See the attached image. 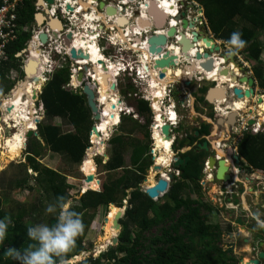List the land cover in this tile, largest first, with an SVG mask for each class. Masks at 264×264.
<instances>
[{"label": "trees", "instance_id": "16d2710c", "mask_svg": "<svg viewBox=\"0 0 264 264\" xmlns=\"http://www.w3.org/2000/svg\"><path fill=\"white\" fill-rule=\"evenodd\" d=\"M35 1L25 0L19 13V23H31L34 20ZM193 1L203 7L208 27L215 39L226 43L231 33H241V38L246 43L239 51L245 55L246 62H256L252 67L253 76L264 91V60L261 59L264 53V43L261 41L264 34V0ZM31 37L32 32H23L20 39L8 45V60L0 64V87L3 88V83L6 82L0 98L12 87L5 78V72L15 68L19 71L20 79L24 77L22 68H19L22 61L15 55L27 47ZM70 74L68 62L58 66L42 88L39 100L43 104L45 118L37 124V134L44 146L34 150L36 153L45 149L51 153H59L73 164L81 165L87 149L91 147L90 131L94 120L81 89H64L70 81ZM134 100L136 104L133 107L144 123L130 115L122 114L118 125L121 134L109 140L112 145L111 157L105 164L99 162L101 172L109 174L113 179L105 182L99 191H93L97 190L100 184L97 185L93 180L89 185L93 190L80 195L77 204L69 208L80 214L84 228L76 238L73 248L64 257L65 262L92 247V244L86 245L85 240L98 209L109 204L122 208L125 206L124 200L127 199V208L120 220L122 231L119 234V244L110 247L99 257L90 256L79 264H238L232 252L225 251L219 244L222 240V228L218 223H209V215L212 213L210 206L190 195L183 196L190 188L198 194L202 189L199 154L194 155L192 151L185 154L191 156V160L186 167H181L182 179L172 184L163 202L149 198L141 189L146 177L145 172L153 164L151 144H136L132 148L129 165L125 166V135L134 136L137 131L145 128L146 136L150 138L149 126L152 124L149 102L142 98ZM56 117L71 125L74 131L63 133L61 127L53 123ZM204 127L208 128L209 125ZM197 130L201 135L208 134L207 130ZM192 138L196 139L194 136ZM176 143L177 139L173 149L176 148ZM237 148L240 157L249 165L264 170L263 132L243 133ZM25 160V163L19 164L24 175L12 179L8 185L9 189L20 188L31 192L41 190V195H45L50 204H55L59 197L69 203L71 186L66 173L43 166L31 155L25 156ZM29 170L32 174L28 173ZM115 173L119 175L114 177ZM31 181H34L33 185L30 184ZM6 203L8 201L0 198V219L8 217L7 232L4 240L0 242V264H19L13 257L6 256L5 251L15 248L23 252L29 244L34 243L28 238L26 229L39 222L30 219L37 207H27L18 202L12 210H4L2 204ZM203 208L209 211V215L202 213ZM56 210L58 214L59 209ZM57 214L50 217L48 225L56 223ZM231 228V225H228L227 231L230 232Z\"/></svg>", "mask_w": 264, "mask_h": 264}, {"label": "rangeland", "instance_id": "374dc122", "mask_svg": "<svg viewBox=\"0 0 264 264\" xmlns=\"http://www.w3.org/2000/svg\"><path fill=\"white\" fill-rule=\"evenodd\" d=\"M139 1H140V3L146 2L144 0H139ZM188 3H194V1L191 0ZM196 5H197V7H196V10H194V13L198 12V9L200 6L198 3H196ZM115 11H113L111 15H115V17H116L115 19L117 21V24H119L118 20H119V18H121V16L119 14H117L118 11L115 14L114 13ZM77 15L78 14H76V16ZM101 17H102V15L100 16V18ZM101 19H102V21H100L97 24L101 25L103 22H105V24L107 23L106 19H104V18H101ZM176 25H178V24L176 23L175 26ZM98 30H102L101 27H99ZM209 34H210V36L211 35L213 36L211 31H209ZM138 35H139V33H138ZM135 37H137V36H135ZM261 41L264 43V34L261 37ZM114 42L116 45H118V43L115 40H114ZM102 45H104V47H106V43L104 44V42H102ZM219 45H221V47L225 48L226 53L230 52V50H229L230 46L228 44H226L225 42L221 41L219 43ZM121 47L123 48L124 51L120 52L119 49H117V51L114 50L113 52L110 53V54H112L111 56L108 55L107 53L103 54V52L100 49V54L106 60L107 66L117 65L116 62H114V60L110 59L112 57V58H115V59L118 58L119 60H121V61L117 62L118 67L119 68L124 67V69H125V70L123 69V71H121V70L115 71V74H114V77L112 80V84H114V83L116 84L115 87H116L117 91L116 90H113V91L115 92V94L117 92V94H118V95L116 94L117 97L119 96V97H121V99H125L124 102L127 104L128 107L135 106L136 101L133 100L134 98H141L142 97L145 100L150 101L152 103L153 110L156 113V109H157L156 105H154V102L151 99L150 94H149L150 92H149L148 87L150 86V84H148V81L142 80L140 75H138V73H137L138 69H140L142 66L141 62L143 61V57L140 56L132 48L129 49V48H124L123 46H121ZM146 47L149 49L150 43H149V46L147 44ZM161 48L162 47H160V51L162 50ZM143 51H144V49H143ZM30 53H31V50H30ZM30 53H29V58L31 57ZM236 53H239L238 61L246 64L248 67V71H249L250 75L253 76L254 74L252 71V67H253L254 63H256V62H251V61L246 62L245 55L242 52L238 51ZM54 54H56V53L54 52ZM54 54L53 53L51 54L52 58H54ZM106 55L108 58L105 57ZM143 55H144V53H143ZM138 58H139V61H138ZM76 59H77V61H82L84 64L76 66L75 68H74V65L71 64V68L73 70L76 69L77 73L79 71L84 70L82 72H84L85 75H87L86 77L89 79V82H91L93 80L95 81L92 84L94 88L93 87H91V88L93 90L97 91V93H98L99 81H98V78L96 76L94 77V73H92L94 71V70H92V64L91 63L86 64V61H84L85 59L84 60H81L80 58H76ZM261 59L264 60V53L262 54ZM26 60H27V55H23L21 57V61L24 62ZM63 60L59 58L58 61L56 62V65L58 64V66H62V64H64ZM137 61H138V65H140L139 68L136 67ZM220 66L221 65H218L217 69H220ZM132 68H135V70H132ZM149 68H151V65L148 66V70H149ZM152 68L154 69V67H152ZM85 70H86V72H85ZM176 70L181 71V69H176ZM188 70H189L188 72L191 71V69H188ZM87 71H90V72H87ZM155 71L157 73H159L162 70L160 68H155ZM192 76H193V74H192ZM11 77H12V75L9 73V78H10L9 81L12 82V89H11L12 92L9 93L11 91L10 90L4 96L5 99L6 98L8 99V98H10V96H13V93H14L16 88H19V87L23 88L24 87L25 79L23 78L22 80H18L17 70L13 76L14 81H12ZM90 77H92V79H90ZM85 80H86V82H84V84L87 83V81H88L86 78H85ZM173 82H175V81H173ZM173 82H171V83L173 84ZM72 83L76 86L82 85V82H79L77 80V76H74ZM171 83H169V84H171ZM212 85H213V83H205L204 82L203 86H201V88L198 89L197 83L193 82L190 85V87H188V89H185V88H182L181 84L177 81V83L173 84V86L171 87L169 97H167V98H165V100H163V103H164L163 109L166 110V107L167 108L171 107L172 104H174L176 107L175 109L178 112L179 120H178V124L176 125V127H177L176 131L173 132V135L176 136V138L178 140L177 141V148L182 146V139L184 138V135L183 134L180 135L179 131L184 130L186 132H191L192 128H193V126L191 124V119H190V111L188 109L189 105L187 104L185 107V106H183L184 104L182 105L181 101H185L186 99H188L187 97H189V95L193 91L194 95L196 96V97L195 96L193 97V100H197L195 102L197 103V107H198L199 111L202 110V108L200 107V104H201L202 106H205L208 108L209 112H207V115L213 116L211 113L213 111L212 106L207 105L205 103V99H202L203 95L205 94L206 89ZM95 87H97V90L95 89ZM121 89L127 90L128 94L129 95L131 94L133 97L126 95V94H125L126 96L122 97L121 92H120ZM167 92H168V89H167ZM167 92H166V94H167ZM263 93L264 92L262 91V89L256 84V94H263ZM187 94H189V95H187ZM119 97H118V99H119ZM124 97H128V98H124ZM236 100L237 99H235V98L234 99L230 98L227 102L231 103V101H236ZM3 101L0 102V126L3 127V139L0 142V147H1L0 148V158H1L0 159V165H1V167H0V198L3 201H8V203L2 204V209L12 210L13 208L16 207V204L18 202L24 203L25 206H27V207H31V206L35 205L37 207V209H36L35 213H33V217H31L30 219H35V220L39 221L38 223L48 224V220L50 219V217H53L55 214H57V210L55 213H47L45 211L46 207L50 204V202L45 199V195H41V190H35V191L31 192V191L20 189V188L13 190L11 188L9 189V187H8L9 183L12 182V179H15L17 177H21L24 175V171L21 168L22 166L19 164L26 162L25 156L29 154V155L34 156L41 164H43V166H47V167H50L53 169H57V170L62 171L63 173H66L67 174V181L71 186V191H70L71 200L69 201V208H70L71 206L77 204L82 189L85 190L88 187L84 183L86 175H84V173L81 170L82 163H81V165L73 164L66 157H63L62 155L51 154L46 150H43L40 154H36V150L41 149V142L38 141L34 135H32L31 137H28L29 131L25 135V142H24L23 150H22V153L20 154V156L13 159V160H8L6 157H3L2 153L4 152L5 139L12 136V134L15 132V129L13 127V126H15V121L11 120L9 124H7L5 122V119L7 117L6 115L9 113V110L6 111V110H3L1 108L3 106ZM36 102L37 101L35 100L33 118L35 120L41 121L45 118V115L39 108V102H37V103ZM124 102H122V103L124 104ZM246 102H247L246 108L243 111H237L236 110L237 112H239L238 115L240 114L239 116L241 118V121L249 120L250 118H255V119H257V121L263 122V123H260L261 126H259L262 130L264 128V113H262V112H264V111L260 112L259 108L257 107V104H256L257 101L255 98L250 99V100L247 99ZM122 103L120 105H122ZM195 106H196V104H195ZM250 109L253 110L251 113L249 112ZM126 113H127V111H123V114H126ZM196 113H197V111H196ZM191 114L194 115L195 114L194 111ZM209 116L206 117L203 115L205 120H207L206 118H210ZM134 117H136V116H134ZM59 120L60 119H56V121L53 120V123L54 124L59 123ZM140 122L144 123L143 120H140ZM34 123L36 124V121ZM64 124L65 123L62 122V129H64L65 131L72 130V128L70 126H66ZM114 126H116V125H114ZM35 128H36V126L34 125V127L30 128L29 130H35ZM149 128H151V127L149 126ZM226 128H227V126H226ZM141 129H143V128H141ZM204 131H206V129H204ZM209 131H210V128H208L206 132L209 133ZM34 132H36V131H34ZM116 133H118V134L120 133L118 125L116 127H111V129L109 130V136L103 142L104 143L103 155L97 154L93 158L95 166H96V173H94V177H96V178H94L93 180L95 182H97L98 184L100 183L98 186V189H97L98 191L102 189V186L105 182H107L109 179H113L111 176H109V174L101 172V169L99 168V162H102L103 164H105L110 159L111 152H112V145L109 143V140H110L109 138ZM151 134L152 133H150V138H148L146 136V130L144 128V130H140L139 133H136L133 136L132 141L133 142L137 141L139 143L141 142V144L142 143H149V144H151L152 149H153L154 141L152 140ZM240 136H241V134L237 133L234 138H231V140H229V134H227L226 129L225 128H219L218 129V126L216 125L214 132L212 133V135L208 136V139L210 140L211 144H213V146L215 143H216V146H218L219 144H221L222 146H229V145H237V141L240 138ZM223 140H228V141H223ZM90 143H91L92 147L95 146V144L92 143V138L90 140ZM136 144H138V143H136ZM136 144L133 143L130 146L125 145L126 146V148H125L126 152L124 155L125 166L129 165V157H130V154L132 152V148ZM32 149H36V150H32ZM183 150L185 151L186 149H183ZM88 151L89 150H87V152H86L85 159H86V157H88ZM174 152L176 154L177 151L174 150ZM207 153L208 152H205V156ZM175 154H174V156H175ZM105 155H107V156H105ZM154 156H155V154L152 155V157H154ZM172 160H173V158H172ZM154 164H155V160L153 159V166H154ZM169 167H171V165ZM240 167H241V165H240ZM150 171H151V173H150ZM162 171H165V170H162ZM156 172H158V171L151 169V168H150V170L147 169V172H145L146 177L148 178L149 175L152 174L154 176V181L156 183L157 180L159 179L158 176L155 177ZM28 173L31 174V171H28ZM118 175H119V173H115V175H113V176L117 177ZM241 178L247 179V176L241 175ZM251 178H254L255 180L263 181L262 178H264V174H262L261 171L257 170L255 175L251 176ZM30 184L33 185L34 181H31ZM172 184H173V182H170L168 192H169L170 188L172 187ZM147 185H148V181L143 182L142 190L144 192H145V189L147 188ZM208 186H213L212 190L209 192L206 191L205 186L202 188V191L199 194L195 193L193 188H190L186 193H183V196L185 197L186 195L187 196L190 195L193 199L198 198V199L203 200V201H211L212 202L211 204L213 206H216V208L218 207L220 209V212H218L216 215L214 213L209 215V213H208V215L210 216L209 223H213V224L218 223L221 226V228H222L221 246L224 248V250H226V247H228V248L232 247L233 248L232 249V255L234 256V258H236L238 260V264L240 262L241 257H244V260H245L244 262L247 264L248 260L250 258L249 253L251 252V248H250V246L247 247L245 245V243L243 242V238L244 237L251 238L253 234L246 232L247 228L245 226H242V222H241V224L235 223L236 218H242V215H245V214L242 213L241 215H238V213L241 211L239 208L237 211H234V210L229 211L227 209V208H230V204H229L228 199H227L228 196L224 194V192L226 190L224 187L225 185L219 186L216 183L214 185H211L210 183H208L206 185V187H208ZM257 186H258L259 191H257L256 197L251 195L253 193V191L249 192V196L253 197L255 202L252 201L250 204L246 202L248 204L249 209H250L249 214L252 215V220H253L252 221L253 224H251V228L253 229V231L257 232L256 235L263 228V227L259 226L258 221L264 222V202L261 201V196L264 195V194H262V192H264V189H263L264 181L260 185H257ZM90 190H93V189H90ZM97 190H94V191H97ZM232 190L233 189H231V191ZM239 191H240V189L238 190V192ZM260 191H262V192H260ZM213 195H215V197H213ZM222 195H224V196H222ZM234 197H235V195H232V198H234ZM158 200H161L163 202L165 200V197L162 196ZM158 200H156V201H158ZM125 203L126 202L124 201L123 204L125 205ZM233 204L236 205L237 203L235 201H233ZM113 205H115V204H113ZM110 206H111V204H109L108 206L101 207L97 211V214H96L97 216H95L93 224H92V229H94V230L89 231L88 236L86 238L87 241L85 240L86 245L89 246V244H92V247L91 248L89 247L80 256L75 257L74 259L65 262V264H79L80 262L84 261L85 259L89 258L90 256L97 258L101 254L102 250L107 251L109 249L108 245L110 243L112 244V241H109L106 243L104 242L105 248L102 249L101 246H103V244L101 243V237L105 233L103 230V226L106 222V217L108 218V215L110 212L109 211ZM245 206L247 207V205H245ZM258 206H263V207H262V209H258ZM124 207H122V208L118 207V209L123 210V212L125 213L126 210H124L125 209ZM254 209H256L259 212L257 215L254 214ZM203 213H207V211L203 210ZM230 213H233L234 215L233 214L229 215ZM228 222H230L231 227H232V229L230 231L231 236L228 235V233H227L228 231L226 229L228 227ZM262 232L264 235L263 230H262ZM118 236H119V230L116 229V237H118ZM244 251H246V252L243 253ZM244 262H243V264H244Z\"/></svg>", "mask_w": 264, "mask_h": 264}, {"label": "bare ground", "instance_id": "6f19581e", "mask_svg": "<svg viewBox=\"0 0 264 264\" xmlns=\"http://www.w3.org/2000/svg\"><path fill=\"white\" fill-rule=\"evenodd\" d=\"M88 3H85L83 0H80V3L82 4V8L84 9V7H89L91 6L90 4V0H87ZM146 1L145 3H140V5L142 4L143 6H141L140 8H142L143 12V20H148V22H150L151 20V14L146 15L145 16V12H148L149 10H151V8L153 7V10H151V13H154V17H156L157 20H159L161 22V24L163 25V23L166 22V18L168 16V14L172 15V14H178V6L176 5L178 3V0H144ZM175 2V3H174ZM174 3V5H172ZM115 11L112 10L111 13ZM165 11L167 13H165ZM116 14V11L114 12ZM113 13V14H114ZM199 15H202V13ZM119 17V16H118ZM87 20H92L94 18H90V17H86ZM102 20V19H101ZM120 23L121 24H117V26H124L127 23V19L126 18H119ZM118 20V21H119ZM146 21H139L140 25H146V23H148ZM58 23V22H57ZM56 23V25H57ZM86 24V22L84 23ZM175 26L176 22L173 23ZM55 28L61 30L60 28H58V26H56ZM87 28L79 31V32H75V40H74V46H72L70 49H74L77 50V52H79L80 50H82L85 54L84 58H80L81 60L86 61V64H92V70H94L92 73H94V77L96 76L98 78L99 81V87H98V100L100 102V104L102 105L101 108L102 109V113L104 114L102 120L98 123V129H96L95 133H93L92 135V143L95 144L94 147H91V149H89L88 151V157H86V159H84L83 164L81 165V170L84 173V175L86 176H93L94 177V173L96 172V166L94 163L93 158L98 154H102L104 152V141L105 139L109 136V130L111 129L112 126L117 125L120 123V111L123 109V106L120 105V101L117 97V95L115 94V92L112 89V80L115 74V71H119L122 68H119L118 65L115 66H108L107 69H104V67L102 66V63L105 62L106 60L103 58V56L100 54V48L97 45V38L96 36L86 30ZM98 30V29H97ZM100 31V30H99ZM139 31H141L139 28L137 30H132L133 33L137 34L139 33ZM71 33V32H69ZM121 33V32H120ZM48 36V35H47ZM127 36V35H126ZM126 36H123L122 33L120 34L118 40H115L119 45L123 46L124 48H129V49H134L136 52L140 51L138 44L136 43H132L131 41H134L135 36H132L130 34H128L127 39L125 38ZM130 37V38H129ZM147 44H145L144 51L142 49V52L144 53L145 58L143 59V61L141 62L142 65H146L147 63H149L151 65V56L152 53L150 52V50L146 47ZM157 46V45H156ZM161 47V46H160ZM160 47H155V48H160ZM174 50L175 49L173 48ZM30 58L28 60H33L36 61L38 66L36 68V70H31L28 71V79L29 78H34V77H38V82H34V81H25L24 82V87H19L16 88L13 96H10V98H6L3 101V106L1 107L3 110L8 111V107L10 106L12 109L11 111H9V113L6 115V119L5 122L7 124L10 123L11 120L15 121V132L12 134V136H10L9 138L5 139V143H4V152L2 153L3 157H6L8 160H13L17 157L20 156V154L22 153L23 150V146H24V142H25V135L27 134L28 131H30V128H33L35 125V119L33 118L34 115V102H35V98H34V92L35 90H38L41 86V84L44 81L43 78V70H44V65L43 63L45 61L42 62V50L41 48L38 47L37 42L35 43H31L30 46ZM86 54H89L88 57H86ZM157 55V54H156ZM159 56V55H158ZM106 58L107 55L105 56ZM88 60V61H87ZM158 60V58H157ZM99 61L101 62V64L99 63ZM224 63V60H222ZM79 65H83L84 63L82 61L77 62ZM41 64V66H40ZM107 65V63H106ZM192 68V67H191ZM189 67H186L185 69H181V71H178L176 69H170V67H168L166 69V76L164 79H160L159 78V73H157L152 67L149 68L148 71L145 70V67L141 66V68L139 69V75L141 77L142 80L148 81V84H150V86L148 87L149 89V94L151 99L154 102V105H156V113H155V118L157 120L156 124V128H154L153 131V135H154V145H153V155L155 154L154 160H155V164L154 166H151V169H155V166L158 167H162V168H167L169 169L170 165L172 162H174V153H173V149H172V144H173V138L169 139V140H165L161 130H159V128H161L165 123L166 120L163 119V116L166 115V118L170 117L171 122H174V125L178 124V120H179V116L175 110V105L172 104L171 107H166V110L163 109V100H165L164 98L166 97V92L168 89V85L169 83L173 82V81H178V80H182V79H188L192 77L193 74V69H191ZM232 68L235 72H237V68L234 67V65L232 64ZM103 69V70H102ZM191 69L190 72H188ZM29 70V68H28ZM220 71L221 69H217L213 72H211L208 76H212L211 80L212 81H216L218 84H221L223 82H227L229 81L225 76L221 75L220 76ZM187 72V73H186ZM204 73V72H203ZM188 75V76H187ZM107 76L108 79V83L104 84L103 82V77ZM229 77V76H227ZM96 79V78H95ZM158 83V84H157ZM114 86H116V84L114 83ZM234 87V85L232 86ZM243 88V87H240ZM148 94V95H149ZM217 96V91H212L211 92V99L216 98ZM247 99L244 100H236V101H231V103H228L227 101L225 102V100H221L219 97V100H217V107H220L219 111L223 112L224 114L228 113L229 111H243L246 108V102ZM112 104L116 105V108L113 109L112 108ZM260 112L264 111V101L262 102V104L260 105V107H258ZM237 110V111H236ZM252 110V109H251ZM264 113V112H262ZM261 123V122H260ZM259 126H261V124H258ZM98 131V134H96ZM3 139V127L0 126V142ZM2 144V143H1ZM215 147L216 143L214 144ZM1 148V147H0ZM222 148V147H221ZM220 149V148H219ZM223 152V151H222ZM222 152L220 150H218V154L219 156L222 155ZM105 157V156H104ZM5 158V159H6ZM173 158V160H172ZM231 158V157H230ZM1 159V158H0ZM225 161V160H224ZM230 161V160H229ZM5 162V161H4ZM1 167V165H0ZM212 167V166H210ZM161 172H156L155 177L160 174L163 176V178L169 180V174L167 173V171H162ZM151 173V171H150ZM87 187V189H90L91 187L90 182L87 183L86 181L84 182ZM98 184V183H97ZM155 185V181H154V176L152 174L149 175L148 177V185L147 187H152ZM85 189V190H87ZM246 205V204H245ZM109 215L108 218L106 217V222L103 226V230H104V235L101 237V243L103 244V246H101L102 249L105 248L104 246V242H109L112 241V239L114 237H116V225L114 224L116 222V218L119 217V213L123 212V210L118 209V206H110V210H109ZM244 264H246L244 262ZM248 264V263H247Z\"/></svg>", "mask_w": 264, "mask_h": 264}, {"label": "water", "instance_id": "95a60500", "mask_svg": "<svg viewBox=\"0 0 264 264\" xmlns=\"http://www.w3.org/2000/svg\"><path fill=\"white\" fill-rule=\"evenodd\" d=\"M177 1V0H175ZM45 2L48 4H54L55 0H38V3H40L42 6H44ZM175 3V2H174ZM174 3L172 5H174ZM178 8V14H172L171 16H167L166 22L161 24L159 20L154 17V13H151V10L154 9L153 7L151 10H149V13L151 16H153L155 19H153V24L155 25V28H158V30H162L159 34L157 35H151L148 39V44L150 43L149 50L152 53L153 56H151V67L155 68H160L162 71L159 72V78L164 79L166 76V69L170 67V69H177L178 67L180 69H186V67H189L193 69V76L191 78H186L183 80H179L181 83H184L185 86H190V84L194 81H200V82H206L210 83L212 82L211 78L212 76H208L211 72L215 71L218 67L220 66V76L223 75L225 76L229 81L223 82L221 84L216 83L215 87H212L208 90L206 96H205V102L207 105H210L212 107H215L216 109H220V107H217V100H219V97L221 100L228 101L230 98L232 99H237V100H244V99H256V104L257 107H260L262 102L264 101V95L261 94H256V84L257 81L255 80L254 76L250 75L248 71V67L246 64L243 62H240L236 60V54H233L232 52L225 53L224 48L222 49L220 46L216 45L215 40L213 37L210 36L209 32L207 31V26L206 23L199 17V13L203 16L204 15V9L203 7L199 6L198 12L196 13L195 16H193L194 10L196 9L197 5L195 3H188L186 1H179L176 4ZM105 6V2L100 0L99 1V9H103ZM67 9L71 10L72 7L70 5H67ZM117 9L114 6H110L108 8V13L112 14L111 11ZM46 13L49 16V22L51 21L50 18L51 12L48 8H46ZM121 14L120 12H117ZM122 18H124L122 16ZM45 20L44 14H37L36 15V21L38 24H42V22ZM169 20V21H168ZM58 22V23H57ZM174 22L178 24L177 27L173 26ZM57 23V25H56ZM119 24L120 20L118 21ZM128 23V20H127ZM126 23V24H127ZM168 26V28H166ZM50 27H56L60 28L61 30L63 29L62 22L60 20H55L53 19L49 23ZM145 26H149V23ZM176 33L179 34V38H175ZM54 36L57 37V34L54 33ZM191 36V38L189 37ZM39 38L42 43H47V40L49 36H47L46 33H41L39 35ZM66 45L69 46V48L72 47V43L70 39L72 38V34L68 33L66 36ZM135 40L139 43L142 44V37H137ZM157 45V46H156ZM198 45V46H196ZM162 47L160 51V48H155V47ZM200 47L202 51H200ZM178 49L177 50H174ZM140 53L142 52L143 47H139ZM28 49H24L22 53H26ZM71 57L73 59L76 58H84L85 54L82 50L77 52V50H74L73 48L71 49ZM157 54V55H156ZM19 55V56H20ZM89 54H86V57H88ZM143 59L145 56L143 54H140ZM159 55V56H158ZM158 58V60H157ZM224 60V64L223 61ZM101 64V62L99 61ZM232 64L234 65L235 68H237V72H235L232 68ZM38 64L36 61L29 60L28 63L24 67V74L25 76H28V71L31 70H36ZM102 66L107 69V65L105 62L102 63ZM148 65L146 64L145 70L148 71ZM29 68V70H28ZM204 72V73H203ZM229 76V77H227ZM84 78V72H79L77 76V80L79 82H83ZM38 77H34L33 80L35 82H38ZM103 82L104 84L108 83L107 76L103 77ZM234 85V87H232ZM93 87V85L91 86ZM90 87L89 84H85L82 88L83 94L86 96L87 99V104L88 107L90 108L94 120H101L102 115L99 111V107L95 102V90H93ZM243 87V88H240ZM94 88V87H93ZM112 89L116 90V87L114 84L112 85ZM212 91H217V96L216 98L210 97ZM232 95V96H231ZM36 92H34V98L36 99ZM112 108L115 109L116 105L112 104ZM11 107L8 108L9 111H11ZM214 109V108H213ZM212 109V110H213ZM253 110H249L251 113ZM239 112L235 111H229L228 114L225 116L223 113L222 116H219L217 118L211 119V118H206L208 121L205 122V124L210 125V133L214 132L215 126L217 125L218 128H225L227 126V129L230 133L233 132V129L237 127V116ZM163 119L166 120V115L163 116ZM169 120L171 119L170 117L168 118ZM156 120V119H155ZM36 122H39L36 120ZM174 122L166 121V123L159 128L161 130L162 135L165 140H169L172 138V133L176 129L175 126H173ZM249 125H254L256 124V119H250L248 121ZM156 124V123H155ZM157 125H155L156 127ZM96 127L93 126L91 134L95 133ZM261 132L264 133V128L261 130ZM98 134V131L97 133ZM253 134H255L253 132ZM32 135L37 136V133L34 131H30L28 133V137H31ZM200 132L196 131L195 136L199 137ZM231 137V135H230ZM204 138V137H203ZM205 141L203 143H198L197 145V151L200 152L202 150L208 151L209 149V141L208 138L205 137ZM191 139H187L185 142L184 147H188L189 144L191 143ZM154 150H152L153 152ZM228 151L232 153V147L228 146ZM235 159L237 162H239L238 156H235ZM191 160L190 156H176L174 158V163L173 166L175 168H180L182 166H187L189 161ZM214 164V158H210V166ZM219 170L217 173V181H222V182H227L229 179V175L225 174V161L221 160L219 162ZM155 170H162V167L155 166ZM170 181H173L174 175L169 174ZM94 179L93 176H85V181L87 183L92 182ZM148 180L145 179L144 182H147ZM142 189V188H141ZM169 189V182L165 178H160L157 183L152 186V187H147L145 189V194L148 195L149 198L153 200H158L161 198L163 195L168 193ZM111 206H115L111 204ZM119 217L117 218L116 222L114 223L116 225V228H118L119 233L122 230V226L120 225V219L123 217L124 212H121L118 214ZM112 243L114 245L119 244V239L117 237H114L112 239ZM260 258H264V253H260ZM243 264V261L241 262ZM248 264H260V261L258 260H253L251 262H248Z\"/></svg>", "mask_w": 264, "mask_h": 264}, {"label": "clouds", "instance_id": "9594fccd", "mask_svg": "<svg viewBox=\"0 0 264 264\" xmlns=\"http://www.w3.org/2000/svg\"><path fill=\"white\" fill-rule=\"evenodd\" d=\"M85 3H88V1L87 0H83ZM91 1H94L96 4H92L91 2V6H89V7H84V9H82L83 10V12L84 11H87V12H89V14H90V12H91V16H89L88 15V17H90V18H94V19H92V20H87V19H83V17L81 16V15H79V18H80V21H82V24H84L85 22H86V24H88V25H91V26H95L97 23H99L100 21H102L101 20V18H104V19H106V21H107V23L105 24V22H103L102 24L107 28V29H110V27H113L114 29H115V32H113V31H111L110 30V37H115V39L114 40H118V38H119V36H120V34L122 33V35L123 36H126L125 38L127 39V37H128V34H130V35H132V36H137V37H142V44H139L136 40H135V38H137V37H135L134 38V41L132 42L133 44L134 43H136V44H138V46L140 47H144L145 46V44H148V39H149V37L151 36V35H157V34H159L162 30H158V28H155L154 26V22H153V19H155L153 16H151V20H150V22H148V20H143V14H142V12H143V10H142V8H140L141 6H143L142 4L140 5V1L139 0H102V1H104L105 2V6H104V8L103 9H99V1L100 0H91ZM180 1V0H179ZM55 3V2H54ZM194 3L196 4V2L194 1ZM51 5H54V4H51ZM71 6V5H70ZM80 6H82V4L80 3ZM110 6H114L116 9H117V11L118 12H120L121 14H119V13H117V14H119L120 16H121V18H122V16L124 17V18H126L127 20H128V23L127 24H125L124 26H117V21H116V17H115V15H111L110 13H108V8L110 7ZM72 7V6H71ZM90 8H92V9H90ZM120 8H122V10H120ZM130 8H132L133 10L131 11L130 10ZM196 10V9H195ZM70 11H73V7H72V9L70 10ZM51 12V11H50ZM165 13H167L166 11H165ZM43 14V13H42ZM150 15V13H149V11L148 12H145V16L146 15ZM102 15V17L100 18V16ZM196 15V13L193 15V16H195ZM45 16V20L42 22V24H45V23H48V25H49V23L53 20V19H55V20H60L61 22H62V26H64L63 25V20L62 19H56V18H50L51 19V21L49 22V18L47 19V15H44ZM51 16H52V14H51ZM114 16V17H113ZM168 16H171L170 14H168ZM201 16V15H200ZM147 17V16H146ZM201 19L206 23V26H207V31L209 32L210 31V29H209V27H208V23H207V21H206V18H205V16L203 15L202 17H201ZM205 19V20H204ZM139 21H146V22H148L149 23V26H145V25H140V23H139ZM169 21V20H168ZM148 23H146V25L148 24ZM42 24H40L41 26H43ZM168 26L169 25H167V27L166 28H168ZM178 25H176L175 27H177ZM80 27H81V24H80ZM52 28H55V27H52ZM64 28V27H63ZM140 29L141 31H139V35H138V33L137 34H135V33H133L132 32V30L134 29V30H137V29ZM57 29V28H56ZM59 30V29H58ZM63 30V29H62ZM62 30H59V31H62ZM121 32V33H120ZM72 34V33H71ZM66 36L67 35H65L64 36V44H65V49H61V51H62V53H59L58 51H57V48L55 47V46H58V43L57 42H54L53 41V39L52 40H50L49 38H48V40H47V43H43L44 44V46L46 47V49H51V54L53 53L54 54V52L56 53V54H54V60H51V54H49V55H45V57L44 56H42V62L43 61H46L45 63H43V67H44V70H43V78H44V81H43V83H42V85L40 86V88L38 89V90H35V92H36V101L37 102H39V108H40V110L44 113V109H43V104H42V102L39 100V96H40V94L42 93V88H43V86L45 85V83L49 80V78H50V75H52V73H54V71L56 70V68L58 67V64L56 65V62L58 61V59L60 58V59H64L63 61L65 62L64 64H66L67 62L70 64V72H71V74H70V81L68 82V84H66L65 86H64V89H67V90H70V91H77L78 89H81V91H82V93H83V90H82V88H83V86L85 85V84H89L90 85V87L92 86V84L95 82L94 80L93 81H91V82H89V79L86 77L87 75H85V73H84V78H83V82H82V85H74L73 83H72V81H73V78H74V76H78V74H79V72H81V71H79L78 73L77 72H74V70L71 68V64H73L74 65V68L76 67V66H79V64H77V59H73L72 57H71V53H70V56L68 55V54H63L64 53V51H68V49H69V46H67L66 45V40H67V38H66ZM109 37V38H110ZM190 38H191V36H189ZM211 37H213L214 38V40H215V43H216V45H218V46H220L221 47V45H219V43L220 42H218V41H221V40H217V39H215V37H214V35L212 36L211 35ZM32 38V37H31ZM109 38H108V40H109ZM130 38V37H129ZM175 38H179V34L178 33H176V35H175ZM74 40L75 39H73V37L70 39V41H71V43H72V46H74ZM35 43L36 44V41L34 40V39H31L30 40V42L27 44V47H26V49H28L27 51H26V53L24 54V53H22L18 58H20L21 59V57L23 56V55H27V60L26 61H24V62H22V64L19 66V68H22V71H23V73H24V67H25V65L28 63V59H29V53H30V46H31V43ZM102 42H104V44L106 43V47H104V45H102ZM224 42V41H223ZM230 47H229V50H230V52H232L233 54H236V52H238L240 49H242L244 46H245V41L241 38V33L240 32H238V31H236V32H233V33H231V35H230V37H229V39H228V41L226 42ZM97 45L99 46V48L101 49V51L103 52V54H108V55H110V53L111 52H113L114 50H116L117 51V49H119L120 50V52H122V51H124L123 50V48L118 44L117 46H114V47H112L111 45H109L108 44V42L107 41H104V40H101V42L99 43V42H97ZM148 46H149V44H148ZM196 46H198V45H196ZM222 49L224 48V47H221ZM225 49V48H224ZM54 51V52H53ZM200 51H202V49H201V47H200ZM69 52H71V49H69ZM109 52V53H108ZM224 52H225V50H224ZM139 55L140 54H143L142 52L140 53L139 51L137 52ZM226 53V52H225ZM237 55V54H236ZM141 56V55H140ZM68 61H67V60ZM236 60H238V55H237V59ZM64 64H62V65H64ZM224 64V63H223ZM49 65H51V69L49 68ZM148 65V64H147ZM40 66H41V64H40ZM143 67H144V65H142ZM123 69H124V67H122V69H121V71H123ZM177 69H180L179 67L177 68ZM16 70H17V72H18V80H22L23 78L25 79V81H34L33 80V78H29L28 79V76H25V74H24V77H22V79H20L19 78V71H18V69H15V68H12V69H10V71H9V73L12 75V77L14 76V73L16 72ZM125 70V69H124ZM132 70H135V68H132ZM82 71H84V70H82ZM187 71V70H186ZM85 72H86V70H85ZM87 72H90V71H87ZM122 73V72H121ZM138 75H139V69H138ZM187 73V72H186ZM188 76V75H187ZM85 78L88 80L87 81V83H85L84 84V82H86V80H85ZM90 79H92V77H90ZM183 80V79H182ZM12 81H14V80H12ZM35 82V81H34ZM178 82L181 84V86L183 85L184 86V88L185 89H188V87H190V86H185L184 85V83H181L179 80H178ZM194 82H196V83H198L199 85H200V87L199 88H201V86H203V84H204V82H200V81H194ZM175 83H177V81L176 82H173V84H175ZM193 83V82H192ZM191 83V84H192ZM206 83V82H205ZM210 83H213V85L212 86H210L209 88H207L206 89V91H205V94H204V96H203V98L205 99V96H206V94H207V92H208V90L210 89V88H212V87H215L216 86V81H212V82H210ZM11 84H12V82H11ZM173 84L171 83V84H169L168 86V92H167V94H166V97L165 98H167V97H169V94H170V91H171V87L173 86ZM190 84V85H191ZM98 86V85H97ZM12 89V87L7 91V93L10 91ZM95 89L97 90V87H95ZM12 92V90L9 92V93H11ZM264 92V91H263ZM7 93H5L4 95H3V97L2 98H0V102H2L5 98H4V96L7 94ZM189 95V94H188ZM130 96V95H129ZM95 102H96V104L98 105V107H99V111H100V113H101V115H102V118H103V116H104V114L102 113V109L103 108H101V104H100V102H99V100H98V93H97V91H95ZM136 97V96H135ZM141 97V96H140ZM189 97H192V99H193V97H194V95L191 93L190 95H189ZM142 98V97H141ZM164 98V99H165ZM134 99H139V98H134ZM142 99H144V98H142ZM87 100V99H86ZM194 102L196 101V100H193ZM36 102V103H37ZM149 102V106H150V108H151V112H152V124L150 125V127L151 128H149L150 129V133H152L151 135H152V140L154 141V135H153V131H154V128H156L155 127V125H157V124H155L157 121L155 120L156 118H155V112H154V110H153V107H152V103L150 102V101H148ZM122 103V102H121ZM182 103V102H181ZM206 103V102H205ZM183 104L184 105H189V107H190V104H189V99H186L185 101H183ZM182 104V105H183ZM183 105V106H184ZM10 107V106H9ZM8 107V108H9ZM176 108V107H175ZM195 108V107H194ZM214 109H213V111H214V113H215V118H217V117H219V116H222L223 115V112H220L219 111V108L218 109H216L215 107H213ZM176 110V109H175ZM123 111H127V113L126 114H124V115H130V116H132L133 118H135V119H138V120H142V119H140V117H139V115L136 113V111H134L133 109H127L126 107H125V109L123 108L121 111H120V120H121V116H122V114H123ZM177 112V111H176ZM177 114H178V112H177ZM228 114V113H227ZM227 114H225V116L227 115ZM240 115V114H239ZM237 116V127H235L234 129H233V132H232V134H230L231 136H232V138H234L235 137V135L237 134V132H238V130H240V126H238V117L240 118V116ZM134 116H136V117H134ZM94 117V116H93ZM208 117V116H207ZM214 117L212 118V117H210L211 119H214ZM169 118V117H168ZM168 118H166V121L168 120V121H170L171 122V120H169ZM253 119H255V118H253ZM102 120V119H101ZM101 120H94V126L98 129V123L101 121ZM250 120V119H249ZM36 121V120H35ZM40 122V121H39ZM39 122H36V124H35V126H36V128H35V130H30V131H36V133H37V124L39 123ZM256 122H257V119H256ZM173 126H175V128H177L176 127V125H174L173 124ZM252 126V125H251ZM93 128V127H92ZM29 131V132H30ZM176 131V129L173 131V132H175ZM28 132V133H29ZM247 132V131H246ZM252 132V131H251ZM261 132V131H260ZM243 133H245V132H243ZM243 133H241V136H240V138L242 137V135H243ZM253 133V132H252ZM259 133V132H258ZM238 134H240V133H238ZM92 135H93V133L91 134V138H92ZM35 136V135H34ZM36 138L38 137V134H37V136H35ZM172 138H173V144H174V142H175V140L177 139L176 138V136H174L173 135V133H172ZM229 138H230V136H229ZM240 138L238 139V140H240ZM91 140V139H90ZM239 142V141H238ZM91 144V143H90ZM173 144H172V149H173ZM238 145V144H237ZM229 146H233V145H229ZM92 147V146H91ZM91 147L89 148V149H91ZM234 147V146H233ZM236 148V150H238V148L237 147H235ZM176 149H177V147H176ZM152 150H154V149H151V155H153V152H152ZM173 153H174V149H173ZM178 153H180L179 151H178ZM29 155V154H28ZM27 156V155H26ZM32 156V155H31ZM176 156H178V154H175V156H174V158L176 157ZM180 156V155H179ZM34 157V156H33ZM85 159V158H84ZM154 158H152V160H153ZM241 159H242V161H244V162H246L242 157H241ZM83 162H84V160H83ZM83 162H82V164H83ZM173 163L174 162H172L171 163V167H172V165H173ZM153 165V164H152ZM170 167V168H171ZM151 168V167H150ZM150 168H149V170H150ZM169 168V169H170ZM165 169H167V168H162V170H165ZM168 169V172L170 173V170ZM177 169V168H176ZM155 170V169H154ZM29 171H31V170H29ZM156 171H159V170H156ZM177 172V171H176ZM168 173V174H169ZM31 174H32V171H31ZM177 174V173H176ZM158 176V175H157ZM160 178H163V176L162 177H160ZM159 178V179H160ZM167 180V179H166ZM168 182H169V184H170V182H172V181H170V179L169 180H167ZM157 183V182H156ZM155 183V184H156ZM88 190H90V189H87V190H83L82 189V191H81V193H80V195H82V194H84L86 191H88ZM98 191V190H97ZM166 195V194H165ZM165 195H163V196H165ZM125 201V200H124ZM126 201H127V199H126ZM127 204H128V202H126L125 203V209L124 210H126V208H127ZM59 209V212H58V214L56 215V223L54 224V225H48V224H44V223H37V224H33V225H30V226H28L27 227V229H26V231H27V236H28V238L31 240V241H33L34 243H31V244H29L28 245V247L23 251V252H21L20 250H17V249H15V248H9V249H7L6 251H5V255L6 256H11V257H13L15 260H17V261H19V264H57V261H58V264H65V260H64V257L66 256V254L73 248V246L75 245V242H76V238L80 235V233L83 231V228H84V225H83V222H82V219H81V216H80V214L79 213H77V212H75V211H73V210H69V203H67V202H64V198L63 197H59V198H57V201H56V203L55 204H49L47 207H46V209H45V211L47 212V213H55L56 212V209ZM124 216V215H123ZM122 219V218H121ZM120 219V220H121ZM120 222V221H119ZM258 224H259V226L260 227H264V222H259L258 221ZM121 225V224H120ZM7 228H8V217H5L4 219H0V242H2L3 240H4V238H5V235H6V232H7ZM122 231V230H121ZM121 233V232H120ZM119 233V234H120ZM118 239H119V236L117 237ZM109 246V248L110 247H113V246H115L113 243L111 244H109L108 245ZM107 246V247H108ZM105 252V250H102L101 251V254H103ZM100 254V255H101ZM99 255V256H100ZM98 256V257H99ZM74 259V258H73Z\"/></svg>", "mask_w": 264, "mask_h": 264}, {"label": "flooded vegetation", "instance_id": "af4514ba", "mask_svg": "<svg viewBox=\"0 0 264 264\" xmlns=\"http://www.w3.org/2000/svg\"><path fill=\"white\" fill-rule=\"evenodd\" d=\"M213 109V107H212ZM213 116H209V117H214L215 113L214 111L211 112ZM239 118V117H238ZM205 122H207L206 120H202L201 124H205ZM263 123V122H261ZM258 124H260V121H258ZM207 125V124H205ZM210 128V125L209 127ZM219 129V128H218ZM227 134H232L228 131V129L226 128ZM211 133L209 131V133L205 136L208 137L210 136ZM201 137V136H200ZM204 137V135H203ZM199 138L198 140H193L191 141V143L189 144L188 147H185L186 151H183L184 147L182 148H174L176 152V154L180 155L181 157H185L187 155L188 152L192 151L194 154H199L200 157V164L202 166V171H201V187L203 188L205 186V189L207 192L211 191L213 186H208L206 187V185L208 183H210L211 185H214L215 183L220 185H225V192L224 194L228 196V202L230 204V208H227L229 211H237L238 208L241 210L238 215H241L242 213H244L245 215H242V218H236L235 223L236 224H241L242 222V226H245L246 232L248 233H252V237L251 238H243V242L245 243V245L248 247L250 246L251 248V252L250 254V258L248 260V262H251L253 260H258L260 261V264H264V258H260V253H264V235L262 230L264 231V227L261 229V231L256 235V231H253V229L251 228V224L252 223V215L249 214L250 209L248 207L247 203H251L252 201H254L253 197L249 196V192L253 191V193L251 195L253 196H257V191H259L258 186L260 185L263 181L261 180H255L254 178H251V176H254L256 171L259 170L262 172V174H264V170L261 169H255L254 167H252L251 165H249L247 162L242 161L238 150H236L235 147L232 146V153L228 151V146H225L224 149L220 148V145H218L217 147H214L210 140L208 139L210 145H209V150L207 151L208 153L205 156V152L204 150L198 152L197 151V145L198 143H203L206 139L205 137L203 138ZM232 138V136L229 138V140ZM198 141V142H197ZM226 141V140H223ZM190 148V149H189ZM220 148V149H219ZM218 150H220L222 152V156H219L218 154ZM178 151L180 153H178ZM175 154V152H174ZM185 155V156H182ZM235 156H238L239 158V162H237V160L235 159ZM214 158V164L212 165V167H210V158ZM231 157V158H230ZM221 160H225V174L229 175V179L227 182H220L217 181L216 177H217V173L219 170V162ZM230 160V161H229ZM241 165V167H240ZM153 166V165H152ZM185 167V166H182ZM152 168V167H151ZM168 169H165V171H167ZM170 173L167 171V173L169 174H173L174 175V179H173V183L180 181L182 179V169L180 168H175L173 165L172 167L169 169ZM176 171H178V173L176 174ZM160 172V171H158ZM241 175L247 176V179H243L241 178ZM158 177H162V175L158 174ZM146 180H148V178H145ZM159 180V179H158ZM157 180V181H158ZM145 181V180H144ZM231 189H233L231 191ZM240 189V191L238 192V190ZM264 189V187H263ZM202 191V189H201ZM200 191V192H201ZM262 192V191H260ZM196 193V192H195ZM223 193V192H222ZM262 194H264V192H262ZM232 195H235L234 198H232ZM224 196V195H222ZM213 197H215V195H213ZM260 198V197H259ZM203 201V200H202ZM233 201H235L237 204L234 205ZM261 201L264 202V195L261 196ZM204 203L208 204L210 206V208L212 209L211 212L214 213L215 215L220 212V209L216 206H213L211 203V201H203ZM247 202V203H246ZM245 204L247 205V207L245 206ZM263 206H258V209H262ZM204 208L202 209V213H203ZM207 211V210H206ZM209 211H207V213H203L204 215H208ZM211 213V214H212ZM259 212L254 209V214L257 215ZM233 213H230L229 215H232ZM234 215V214H233ZM210 218V217H209ZM228 225H231L230 222H228ZM228 230V227L226 228ZM232 229V228H231ZM228 235L231 236V232H227ZM220 246H221V242H219ZM222 247V246H221ZM223 248V247H222ZM224 249V248H223ZM232 247L228 248L226 247V250H230L232 252ZM246 251H244L243 253H245ZM244 262V257L240 258V262L239 264H241V262Z\"/></svg>", "mask_w": 264, "mask_h": 264}, {"label": "built area", "instance_id": "2783aa9c", "mask_svg": "<svg viewBox=\"0 0 264 264\" xmlns=\"http://www.w3.org/2000/svg\"><path fill=\"white\" fill-rule=\"evenodd\" d=\"M180 1H186L190 2L191 0H180ZM193 1V0H192ZM25 0H1L0 5V61H7L8 55H7V47L9 44L17 41L19 39V35L21 34V28L19 24V13L20 10L24 6ZM90 2L94 5L96 4L94 1ZM67 5H71L73 7V11H70L67 9ZM46 8H48L51 11L52 17L56 19H62L63 20V30L59 31L56 28H52L48 25V23L40 24L36 23V15L43 13L44 15H47V19L49 18L48 14L46 13ZM82 6H80V0H55L54 5L48 4L45 2L44 6H42L40 3H38V0L35 1V13H34V21H33V28H32V38L37 42V45L39 48H41L42 53L41 56L49 55L51 54V49H46L44 44L41 42L39 35L41 33H46L49 36V39L54 42L58 43V46H55L57 48V51L59 53H62L61 49H65L64 44V36L67 35L69 32L72 33L73 39H75V32H79L85 28L86 30L92 32L96 38L97 42H101V40L107 41L109 45L112 47L117 46L114 42L115 37H110V30L115 32V29L113 27H110V29H107L103 24H96L95 26H91L88 24H82V21H80L79 15L83 17V19H86V17L91 16V12L82 10ZM92 9V8H90ZM122 10V8H120ZM132 11L133 9L130 8ZM76 14H78L76 16ZM205 20V19H204ZM81 24V27H80ZM99 27H101L102 30H97ZM23 31H28L27 27L23 28ZM54 33L57 34V37L54 36ZM110 37V38H109ZM109 38V40H108ZM133 42V41H131ZM63 54H68L70 56L69 49L68 51H64ZM20 53L18 54L19 57ZM112 54H110L111 56ZM51 57V56H50ZM51 60H54V58L51 57ZM79 62V61H77ZM49 68L51 69V65H49ZM79 68V67H78ZM77 70L74 69V72ZM264 94V93H263ZM261 94V95H263ZM264 97V96H263ZM227 114V113H226ZM252 119V118H250ZM249 120H243L241 121V118H238V126H240V130H238L237 133H243L246 131H252L255 134L261 131V128L258 125V121L256 124L250 126L248 123ZM178 173V171L176 172ZM125 202H127L125 200Z\"/></svg>", "mask_w": 264, "mask_h": 264}, {"label": "crops", "instance_id": "0c3cea01", "mask_svg": "<svg viewBox=\"0 0 264 264\" xmlns=\"http://www.w3.org/2000/svg\"><path fill=\"white\" fill-rule=\"evenodd\" d=\"M199 17L201 18L202 16H200L199 15ZM34 21V20H33ZM33 21L31 22V23H29V22H25V23H19L20 24V28H21V34L19 35V39L21 38V36H22V34H23V32L25 33V32H28V31H32V28L34 27L33 26ZM36 23H37V21H35ZM24 27H27V29H28V31H23V28ZM218 42H221V41H218ZM8 48V47H7ZM26 49V48H25ZM24 50V49H23ZM22 50V51H23ZM21 51V52H22ZM21 52H18L16 55H15V57L16 56H18V54L19 53H21ZM8 55V54H7ZM139 57V56H138ZM111 60H114V62H116V64L118 65V63L117 62H119V61H121V60H119L118 58L117 59H115V58H110ZM138 61H139V58H138ZM138 61H137V66L136 67H140V65H138ZM2 62H6V61H0V64L2 63ZM0 69H1V67H0ZM5 74V78H6V80H8V82H9V84L11 83L10 81H9V72H5L4 73ZM0 75L2 76V74L0 73ZM11 79L13 80V77H11ZM256 80V79H255ZM257 81V80H256ZM3 85H4V87L2 88V87H0V93L2 92V90L5 88V86H6V82H4L3 83ZM257 85H258V82H257ZM199 87H200V85L197 83V88L199 89ZM182 88H184V86L182 85ZM209 88V87H208ZM116 91H117V89H116ZM120 92H121V95H122V97L123 96H126V95H129L128 94V91L127 90H123V89H121L120 90ZM193 95H194V92L192 91L191 92ZM116 94H117V92H116ZM126 94V95H125ZM118 95V94H117ZM188 95V94H187ZM130 96L131 97H133L131 94H130ZM195 96V95H194ZM204 96V95H203ZM119 97V96H118ZM196 97V96H195ZM124 98H128V97H124ZM188 99H189V104H190V107H188V109H189V111H190V119H191V124H192V126H193V128H192V131L191 132H186V131H179L180 133V135L181 134H183L184 135V138L182 139V148L185 146V142H186V140L189 138V139H191L192 141L194 140L192 137L194 136L196 139L195 140H198L199 138H201V137H203V135H204V137L206 136L205 134H203V135H199V137H196L195 136V132L196 131H198L197 129H199V130H203L204 131V129H208L207 127H204V125L203 124H201L202 123V120H205L204 119V117H203V115L204 116H206L207 117V112H209V110H208V108L207 107H205V106H202L201 104H200V107L202 108V110L201 111H199V109H198V107H197V103L196 102H194L193 101V99H192V97H187ZM134 100V99H133ZM119 101L120 102H124L125 101V99H121V97H119ZM197 101V100H196ZM182 102V104H183V101H181ZM125 104V105H124ZM124 104L122 103V105H123V108L125 109V107L127 108V109H133L134 111H135V109H134V107H128L127 106V104L124 102ZM195 104H196V106H195ZM185 107H186V105H184ZM195 107V108H194ZM197 111V113H196V111ZM204 110V111H203ZM193 111H194V115L193 114H191V113H193ZM93 115V114H92ZM56 119H60L59 120V123H56L55 125L56 126H59V127H61V129H62V119L61 118H58V117H56L54 120L56 121ZM93 120H94V117H93ZM121 121V120H120ZM207 121V120H206ZM95 124V123H94ZM120 124V123H119ZM119 124H117V125H119ZM64 125H66V126H70L71 128H72V130H68V131H65L64 129H62V131H63V133H69V132H73L74 131V128L71 126V125H69V124H64ZM116 125V126H117ZM94 126V125H93ZM116 126H112V127H116ZM196 130V131H195ZM92 131V130H91ZM91 131H90V139H91ZM136 133H139V131H137ZM121 133H116V134H114L113 136H111L109 139H111V138H113V137H117V136H119ZM188 135H191L192 137H188ZM201 136V137H200ZM208 138V137H207ZM132 139H133V135L132 136H126L125 135V137H124V145H129V143H138V144H140L139 142H137V141H132ZM37 140L38 141H40L41 142V145H43L44 146V143H43V141L41 140V138L40 137H37ZM231 140V139H230ZM178 141V140H177ZM226 141H228V140H226ZM239 141V140H238ZM238 141H237V144H238ZM198 142V141H197ZM224 144V143H223ZM213 145V144H212ZM220 145V148L222 147V149H224V147L225 146H222L221 144H219ZM125 146V147H126ZM130 146V145H129ZM234 147H237V145H233ZM176 147H177V143H176ZM181 147H178V148H181ZM90 148V147H89ZM89 148L87 149V150H89ZM184 149H185V147H184ZM190 149V148H189ZM32 150H34V149H32ZM46 150V149H45ZM46 151H48V150H46ZM184 151V150H183ZM186 151V150H185ZM49 152V151H48ZM87 152V151H86ZM41 153V152H40ZM40 153H36V154H40ZM49 153H51V152H49ZM125 153V152H124ZM51 154H54V155H62V154H59V153H51ZM195 155V154H194ZM63 157H65L64 155H62ZM105 156H107V155H105ZM187 156H189V155H187ZM191 157V156H190ZM67 158V157H66ZM68 159V158H67ZM108 159V158H107ZM69 160V159H68ZM71 162V161H70ZM23 163H25V162H23ZM72 163V162H71ZM43 165V164H42ZM47 167V166H46ZM50 168V167H49ZM51 169H53V168H51ZM55 170H57V169H55ZM60 171V170H59ZM31 183V182H30ZM71 191V190H70ZM94 191V190H93ZM93 224V223H92ZM91 230H94V229H92V225L90 226V231ZM87 241V240H86Z\"/></svg>", "mask_w": 264, "mask_h": 264}]
</instances>
